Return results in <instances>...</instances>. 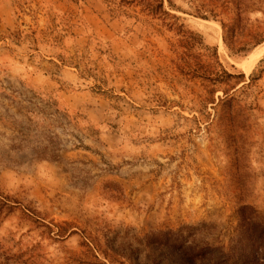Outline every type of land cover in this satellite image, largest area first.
<instances>
[{"label":"rangeland","instance_id":"rangeland-1","mask_svg":"<svg viewBox=\"0 0 264 264\" xmlns=\"http://www.w3.org/2000/svg\"><path fill=\"white\" fill-rule=\"evenodd\" d=\"M127 1L0 0V264H199L164 232L264 219V0Z\"/></svg>","mask_w":264,"mask_h":264},{"label":"trees","instance_id":"trees-1","mask_svg":"<svg viewBox=\"0 0 264 264\" xmlns=\"http://www.w3.org/2000/svg\"><path fill=\"white\" fill-rule=\"evenodd\" d=\"M122 3L128 2L122 0ZM138 5H141L144 11L155 17H163L165 21L167 18L175 21L179 20L176 15H171L165 10L164 0H130ZM177 23V22H176ZM172 25H177L173 24ZM178 26V25H177ZM226 28L228 27L225 25ZM184 25H180L178 30H182ZM233 31V28L229 31ZM183 33L187 31L183 29ZM230 35L226 37L227 44L231 46L228 41ZM244 49H239L243 52ZM217 59L210 65V71L207 74L196 73V77L209 82L211 86V93H216L218 85L230 86L233 89L232 82L245 78V75H235L230 73L218 59L217 52L215 53ZM208 72V71H207ZM230 89L224 91L226 97L223 101V111L231 104L237 103L234 96L229 97ZM238 104V103H237ZM239 226L238 231L230 237L227 243L214 244L210 240L201 237L198 227H185L180 230H170L164 232V244L167 247L185 250L195 263L206 264L207 261H213L215 264H264V219L251 206H242L239 210ZM187 231V233H186Z\"/></svg>","mask_w":264,"mask_h":264},{"label":"bare ground","instance_id":"bare-ground-1","mask_svg":"<svg viewBox=\"0 0 264 264\" xmlns=\"http://www.w3.org/2000/svg\"><path fill=\"white\" fill-rule=\"evenodd\" d=\"M258 56V55H257ZM253 62V61H252ZM251 63V62H250ZM255 64V63H254ZM250 66H252V65H250ZM249 67V66H248Z\"/></svg>","mask_w":264,"mask_h":264}]
</instances>
